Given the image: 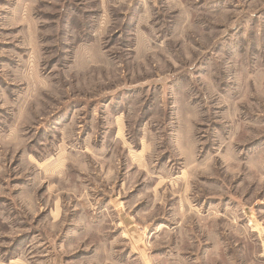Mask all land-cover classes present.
<instances>
[{
	"label": "rangeland",
	"instance_id": "obj_1",
	"mask_svg": "<svg viewBox=\"0 0 264 264\" xmlns=\"http://www.w3.org/2000/svg\"><path fill=\"white\" fill-rule=\"evenodd\" d=\"M0 264H264V0H0Z\"/></svg>",
	"mask_w": 264,
	"mask_h": 264
}]
</instances>
